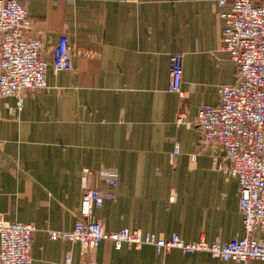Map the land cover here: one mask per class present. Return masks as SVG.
I'll return each mask as SVG.
<instances>
[{"label":"crops","instance_id":"crops-1","mask_svg":"<svg viewBox=\"0 0 264 264\" xmlns=\"http://www.w3.org/2000/svg\"><path fill=\"white\" fill-rule=\"evenodd\" d=\"M19 1L41 58L50 63L67 34L73 63L69 72L51 68L48 88L25 93L21 111L15 97H0V221L36 227L33 264H64L68 255L73 264H242L150 246L115 250L110 241L84 254L47 235L74 230L84 186L109 190L99 174L108 169L117 199L95 214L107 232L208 243L244 236L239 182L215 164H228L221 148L202 146L197 126L178 122L218 107L219 89L236 81L237 65L221 50L223 0ZM224 1L228 10L234 0ZM175 53L184 56L183 98L168 90Z\"/></svg>","mask_w":264,"mask_h":264},{"label":"built area","instance_id":"built-area-1","mask_svg":"<svg viewBox=\"0 0 264 264\" xmlns=\"http://www.w3.org/2000/svg\"><path fill=\"white\" fill-rule=\"evenodd\" d=\"M129 1V0H118ZM223 29L221 50L237 65L236 81L219 89L220 105L201 109L194 123L178 119L181 124L195 125L202 134V146L217 145L228 164L218 157L215 164L239 182V210L244 236L230 242L208 243L205 239L186 242L174 234L157 238L140 230L123 229L107 232L95 219L107 201L117 199L115 171L102 170L100 178L109 190L84 186L79 220L72 231H47L51 241L79 243L83 253H93L103 241H110L115 250L123 247H153L157 254L172 250L185 254L208 253L222 261L247 264L254 260L264 264V0H234L227 10V1H219ZM32 21L19 0H0V97H15L17 111L23 109L27 92L48 88L47 73L73 70L71 45L67 34L59 37L49 63L41 58L43 43L30 35ZM184 56L170 57L169 92L184 97ZM181 154L176 145L170 154L173 162ZM195 155L191 161H196ZM223 158V159H222ZM88 171H84L86 184ZM36 227L20 222L0 221V264H33L32 246ZM64 264H73L68 255ZM89 264H96L91 260Z\"/></svg>","mask_w":264,"mask_h":264}]
</instances>
